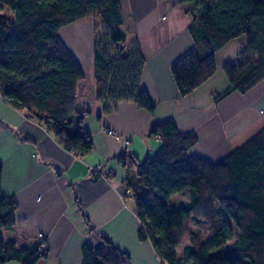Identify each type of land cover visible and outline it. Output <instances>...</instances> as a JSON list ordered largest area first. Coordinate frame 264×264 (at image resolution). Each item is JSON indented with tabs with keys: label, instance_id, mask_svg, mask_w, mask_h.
Listing matches in <instances>:
<instances>
[{
	"label": "trees",
	"instance_id": "trees-1",
	"mask_svg": "<svg viewBox=\"0 0 264 264\" xmlns=\"http://www.w3.org/2000/svg\"><path fill=\"white\" fill-rule=\"evenodd\" d=\"M162 1L191 4L195 46L170 69L181 96L215 73L217 49L239 37L244 47L236 58L251 60L222 66L229 82L222 95L245 93L264 80V0ZM2 7L10 14H0L1 97L43 124L65 150L84 156L93 148L83 125L90 110L76 99L84 72L59 37L62 27L79 19H93L94 97L102 112L109 114L122 102L154 111L141 86V46L138 41L128 43L120 30V0H0ZM150 134L160 138L161 146L152 158L134 162L136 175L126 185L134 193L139 238L148 239L166 264H264V127L216 163L188 156L197 137L179 132L170 118L156 123ZM185 191L187 203L173 208L172 195ZM15 209V200L0 193V230L14 226ZM191 216L206 223L208 238L199 229L188 230ZM224 218L236 228L237 238L232 239L231 225L221 224ZM186 238L189 245L177 259L174 250ZM46 255L42 242L17 248L0 233V264H36ZM81 256V264L130 261L106 237L94 247L83 244Z\"/></svg>",
	"mask_w": 264,
	"mask_h": 264
},
{
	"label": "crops",
	"instance_id": "crops-1",
	"mask_svg": "<svg viewBox=\"0 0 264 264\" xmlns=\"http://www.w3.org/2000/svg\"><path fill=\"white\" fill-rule=\"evenodd\" d=\"M190 8L162 0H120V30L128 43L139 42L145 56L141 86L155 106L152 113L122 102L104 114L94 97L93 19L85 17L59 30L84 72L76 99L90 110L83 125L93 142L84 156L65 150L43 124L7 105L0 94V193L16 202L14 226L0 233L17 248L42 242L47 255L36 264H81V246H97L101 237L126 252L129 264H166L148 239L139 238L133 202L123 195L136 175L134 162L152 158L161 146L151 128L172 119L179 132L197 137L187 155L215 163L264 127V80L245 93L222 95L229 86L222 66L234 62L244 47L243 37L217 49L216 70L207 81L185 96L179 94L170 69L195 46ZM248 60L244 56L236 63ZM94 166L99 173L91 176ZM188 245L187 239L175 248L177 259Z\"/></svg>",
	"mask_w": 264,
	"mask_h": 264
},
{
	"label": "rangeland",
	"instance_id": "rangeland-1",
	"mask_svg": "<svg viewBox=\"0 0 264 264\" xmlns=\"http://www.w3.org/2000/svg\"><path fill=\"white\" fill-rule=\"evenodd\" d=\"M184 4H188V3H184ZM0 14H10L9 8L8 7L0 8ZM92 27H93V24H92ZM237 60H238V58H236V57L233 58L234 62L237 61ZM263 119H264V117H263ZM220 160H218V161H220ZM218 161H216V162H218ZM187 199H189V194H187L186 192H180V193H176V194L172 195L170 203H171V206L173 208H178L179 206L185 205L187 203ZM213 208L215 210L217 208V204H214ZM190 218H189L190 220L188 221V230H190V229H193V230L199 229L201 232L202 231L206 232V238H208V232H207L208 231V227H207L206 223L203 220L197 219V218H193L192 216ZM222 223L223 224L226 223L229 226L231 225L225 218L221 221V224ZM231 228H232L231 229L232 230V239H235L238 236L237 230L232 225H231ZM185 241H187V238L184 239L182 241V243L184 244Z\"/></svg>",
	"mask_w": 264,
	"mask_h": 264
},
{
	"label": "built area",
	"instance_id": "built-area-1",
	"mask_svg": "<svg viewBox=\"0 0 264 264\" xmlns=\"http://www.w3.org/2000/svg\"><path fill=\"white\" fill-rule=\"evenodd\" d=\"M108 133H110V134H114V133H112L111 131H109ZM114 136L115 137H118V136H116L115 134H114ZM88 173H89V175H91V176H96V175H98V173H99V167L98 166H94V167H91L90 169H89V171H88ZM133 190H132V188H130V187H125V190H124V197L125 198H127V199H132V197H133Z\"/></svg>",
	"mask_w": 264,
	"mask_h": 264
}]
</instances>
